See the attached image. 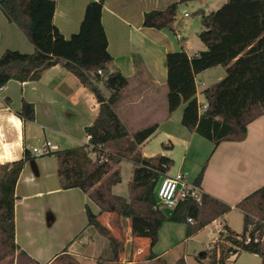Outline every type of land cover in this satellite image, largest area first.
I'll use <instances>...</instances> for the list:
<instances>
[{
    "label": "trees",
    "instance_id": "obj_1",
    "mask_svg": "<svg viewBox=\"0 0 264 264\" xmlns=\"http://www.w3.org/2000/svg\"><path fill=\"white\" fill-rule=\"evenodd\" d=\"M189 1L193 0H179L165 9L146 12L144 26L176 31L174 22L179 4ZM0 6L35 46L32 53L17 49L2 53L0 88L10 80H39L45 70L60 64L87 86L99 103L97 117L86 127L89 141L51 153L58 160L62 187L80 188L99 206L100 211L95 213L86 205L88 224L107 238L114 260H119L124 250V239L118 238L112 227L103 222L105 212L114 215L120 229L124 220L129 219L132 237L147 238V258L154 259L158 254L153 247L166 220L187 223L186 235L190 237L231 211L232 205L207 193L202 203L191 199L180 202L171 215L160 207L157 190L161 176L171 168L173 159L166 155L143 157L138 146L155 134L158 125L145 127L131 136L115 110L128 78L113 64L102 23L103 0L87 4L80 29L70 38L54 23L55 0H0ZM199 12L202 21L199 38L206 49L193 56L184 49L166 55L168 109L172 113L184 104L182 124L211 140L215 146L223 141H241L247 135L249 124L264 114V0H226L216 10ZM217 66L225 67L226 75L203 91L208 107L201 112L196 77ZM19 115L33 120L34 105L23 101ZM110 144H117V151H108ZM93 153L95 161L91 158ZM103 155L105 160H101ZM128 156L134 168L129 182L130 194L126 197L112 189L121 181L120 169L116 166ZM30 158V150L26 148L21 159L0 165V243L6 248L0 260L14 254L18 248L15 186ZM204 168L196 176L197 184L203 179ZM236 207L243 212L242 232L225 225L207 254V264H229L230 257L240 251L264 257V185L244 197ZM189 217L193 223L188 221ZM135 249L136 245L132 250ZM177 262L187 264L184 258Z\"/></svg>",
    "mask_w": 264,
    "mask_h": 264
},
{
    "label": "crops",
    "instance_id": "obj_2",
    "mask_svg": "<svg viewBox=\"0 0 264 264\" xmlns=\"http://www.w3.org/2000/svg\"><path fill=\"white\" fill-rule=\"evenodd\" d=\"M90 1L92 0H55L53 20L66 38L79 31L85 8ZM178 1L103 0L102 23L107 33L113 64L128 78V85L115 104V110L129 134L132 136L138 130L153 124L158 125L155 134L164 132L171 137L180 131L187 142L186 151L189 153L196 133L182 124L184 104L174 112H169L166 55L168 52L184 49L193 56L206 49L199 38L202 24L198 23L193 34L183 31L188 26L184 24L182 32L180 29L175 33L168 28L158 29L143 24L146 12L165 9ZM197 1L203 0L189 1L184 6L195 5L194 2ZM224 2L226 0H211L210 4L212 7H220ZM181 6L180 4L179 10H182ZM199 9L201 10L200 7ZM184 15L187 16L188 12L185 11ZM7 49L32 53L35 46L7 18L0 6V56ZM225 75V67L219 69V66L197 75L198 101L200 94L204 97V102L199 103H206L203 91ZM102 89L106 95L109 94L103 86ZM23 101L34 105L35 117L33 120L23 118L18 138L16 131L13 129L9 132L5 125L8 139L3 146L5 160L21 159L26 148L32 156L25 163L15 186L17 251L25 252L36 264H60V257L64 254L76 257L80 263L81 259L96 262L97 257L110 250L107 239L88 224L86 205L95 213L100 211L99 206L80 188L62 187L55 154L34 156L31 148L40 146L45 141L56 145V150L86 144V127L97 117L99 103L94 93L60 64L45 70L39 80H10L0 89V112L5 116L10 112L20 116ZM150 138L138 146L143 157L159 156H150L142 151ZM163 144L174 146L172 140ZM211 149L209 146L204 154L196 150L191 152L200 170L205 166L200 185L205 193L232 205L229 213L212 223H221L223 227L228 225L234 230L231 213L238 211L243 217V212L236 204L264 185V114L249 124L245 139L223 141ZM166 156L173 159V165L176 163L172 154ZM93 157L95 158L94 153L91 158L95 161ZM186 160L187 156L182 158L175 173L170 168L166 174L183 172ZM116 168L120 169L119 164ZM195 179L196 177H192L191 182H195ZM113 192L116 193L114 190ZM165 211L169 213L168 209ZM106 224L111 227L109 221ZM217 237L218 234L215 240ZM135 239L143 241L149 251L147 238ZM142 251L143 249L140 252ZM160 258L162 255L158 254L156 259Z\"/></svg>",
    "mask_w": 264,
    "mask_h": 264
},
{
    "label": "rangeland",
    "instance_id": "obj_3",
    "mask_svg": "<svg viewBox=\"0 0 264 264\" xmlns=\"http://www.w3.org/2000/svg\"><path fill=\"white\" fill-rule=\"evenodd\" d=\"M211 0H203L201 2L197 1L195 5L184 6L186 3H180L182 10H177L176 20L174 22V27L176 31H179L183 24L187 27L183 31L187 34H193L198 28V23L202 24L200 9L205 10L206 13L216 10L219 7H212L210 4ZM197 3H200L199 5ZM179 4V5H180ZM199 6V7H198ZM188 12L185 16L184 12ZM189 21V23H188ZM202 30V25H201ZM176 31L171 30L172 33ZM182 32V29H181ZM219 69H224V67L219 66ZM105 91H107L105 89ZM199 101L204 102L203 95H199ZM184 129V128H183ZM182 132L178 131L174 136L168 137L164 132L155 134L146 143L145 147H142V151L147 152L151 155H161V154H172L173 158L176 159V163L171 166V171L176 172L180 166V161L182 158L187 156L184 173L186 174L188 180L191 181L192 177H196L200 166L197 165L192 151L196 150L201 152V154L208 149L209 146L213 150L214 144L211 140L199 135L194 134L191 141L189 153L186 151L187 142L184 141L185 138L182 137ZM170 138V139H169ZM184 138V139H183ZM170 140L174 142V146L168 147L163 144V142L170 143ZM108 151H117V144H110L107 147ZM187 153V155H186ZM94 158V157H93ZM96 160V155L95 158ZM121 171V181L113 187V190L123 196L128 197L130 194L129 181L132 176L133 162L128 157L121 159L119 163ZM0 167V175H1ZM233 228L237 232H242L243 230V217L238 211L232 212L230 215ZM102 220L104 223L110 222L113 233L120 239H124V250L120 253L119 260H114L112 249L109 245L108 251L104 252L101 256L95 259L93 262L89 259H81L84 264H178L180 258H184L187 264H207L209 258L207 257L208 252L212 248L215 241L216 235L219 233V229L216 224L211 223L207 225L206 228L199 230L193 235V237H187V223L185 222H175L171 220H166L159 233V240L157 244L153 247V251L156 254L162 255L160 259H149L147 258L148 250L145 244L141 240H136L130 235V221L124 220V224L120 229L115 221L114 215L112 213L105 212L103 214ZM106 238V237H105ZM132 238V240H130ZM107 239V238H106ZM136 245L137 249L132 250L133 246ZM141 249H143L142 252ZM6 252V248L0 243V258ZM136 257V258H135ZM264 258L259 254H254L247 251H240L236 255H232L229 264H264ZM60 264H66L69 262H79L76 257L69 254H64L60 257ZM0 264H36L33 259L29 256L16 251L14 254L7 256L3 260H0Z\"/></svg>",
    "mask_w": 264,
    "mask_h": 264
},
{
    "label": "built area",
    "instance_id": "obj_4",
    "mask_svg": "<svg viewBox=\"0 0 264 264\" xmlns=\"http://www.w3.org/2000/svg\"><path fill=\"white\" fill-rule=\"evenodd\" d=\"M207 107V103H199V110L201 112L204 111ZM89 138L90 136L87 135L88 141ZM56 149V145L52 144L50 141H45L40 146L32 147L31 152L34 156H43L46 154H50ZM105 159L106 157L105 155H103L101 160ZM204 194L205 192L203 191L201 185L189 181L184 172H177L174 175L165 174L162 179H160L159 187L157 190V197L160 207L168 209V215H171L177 205L182 201L191 199L197 203H202ZM188 221L190 223H193V219L190 217L188 218ZM217 227L220 230L223 229V225L221 223H218ZM255 240L257 241L258 239ZM247 241H250V238H248Z\"/></svg>",
    "mask_w": 264,
    "mask_h": 264
},
{
    "label": "clouds",
    "instance_id": "obj_5",
    "mask_svg": "<svg viewBox=\"0 0 264 264\" xmlns=\"http://www.w3.org/2000/svg\"><path fill=\"white\" fill-rule=\"evenodd\" d=\"M24 120L22 117L17 116L15 113H8L6 116L0 112V165L11 163L10 160H5L3 158V146L7 142V136L5 135V125H7L8 131L11 132L13 129L17 133V138L19 132L23 127Z\"/></svg>",
    "mask_w": 264,
    "mask_h": 264
}]
</instances>
